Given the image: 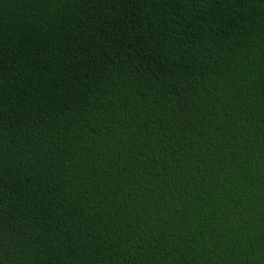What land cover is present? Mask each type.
Returning a JSON list of instances; mask_svg holds the SVG:
<instances>
[{
  "label": "trees",
  "instance_id": "16d2710c",
  "mask_svg": "<svg viewBox=\"0 0 264 264\" xmlns=\"http://www.w3.org/2000/svg\"><path fill=\"white\" fill-rule=\"evenodd\" d=\"M0 264H264V0H0Z\"/></svg>",
  "mask_w": 264,
  "mask_h": 264
}]
</instances>
